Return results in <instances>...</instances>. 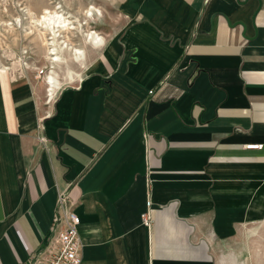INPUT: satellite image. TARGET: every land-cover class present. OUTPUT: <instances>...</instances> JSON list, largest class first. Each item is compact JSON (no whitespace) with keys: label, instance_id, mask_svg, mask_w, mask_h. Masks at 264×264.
I'll list each match as a JSON object with an SVG mask.
<instances>
[{"label":"crops","instance_id":"1","mask_svg":"<svg viewBox=\"0 0 264 264\" xmlns=\"http://www.w3.org/2000/svg\"><path fill=\"white\" fill-rule=\"evenodd\" d=\"M244 1L55 5L70 74L0 71V264L43 247L59 192L82 264H233L222 241L264 220V0Z\"/></svg>","mask_w":264,"mask_h":264},{"label":"rangeland","instance_id":"2","mask_svg":"<svg viewBox=\"0 0 264 264\" xmlns=\"http://www.w3.org/2000/svg\"><path fill=\"white\" fill-rule=\"evenodd\" d=\"M116 1L0 0V71L2 66L11 67L14 63H19L20 68H23L16 74L17 82L22 88L27 86L39 89L41 76H45L39 71L47 73L51 67L45 58L43 36L32 22L39 18L45 9H54L56 4L62 6L64 12L74 14L75 20L82 19L81 12L84 7L95 6L109 21L117 12ZM25 10L30 13H26ZM17 18L21 19L22 25L16 24ZM8 23L13 25H7ZM224 241L219 257H224L228 252L233 258V264H264V220L261 223H248L238 227V233L228 247Z\"/></svg>","mask_w":264,"mask_h":264},{"label":"built area","instance_id":"3","mask_svg":"<svg viewBox=\"0 0 264 264\" xmlns=\"http://www.w3.org/2000/svg\"><path fill=\"white\" fill-rule=\"evenodd\" d=\"M255 147L259 150L263 145ZM73 207L69 194L59 192L47 240L26 264H82L84 244L79 231L81 219L74 214ZM144 222L147 226L150 224L148 219Z\"/></svg>","mask_w":264,"mask_h":264},{"label":"bare ground","instance_id":"4","mask_svg":"<svg viewBox=\"0 0 264 264\" xmlns=\"http://www.w3.org/2000/svg\"><path fill=\"white\" fill-rule=\"evenodd\" d=\"M56 8V7H55ZM55 8H47L44 10L43 14L39 16L36 20L32 22V24H35V27L39 34L43 36V43L46 49V60L50 64V71H48L45 75V79L48 83L53 84L56 82L57 77H59V71L58 69L61 66H66V71L68 74H70L71 70L68 66V64L61 62L59 59H52L50 57L52 53L56 52V46L59 44V36H60V30L58 31V28L62 26L64 30L70 29L71 21L66 20V18L61 14L55 11ZM26 13H30L29 11L25 10ZM93 12L99 13L98 9L95 6H91V11L88 13L89 16H93ZM101 12V11H100ZM16 24L17 25H22L21 24V19L17 18L16 19ZM7 25L12 26L13 24L8 23ZM16 25V26H17ZM62 32V31H61ZM90 35V38H95L97 39L98 36L95 33L88 34ZM64 43V42H61ZM68 44L66 43L67 46ZM50 55V56H49ZM21 64L19 63H14L13 66L7 67V66H2L1 72L3 73H8L11 75L12 78L16 77V74L21 71ZM23 66V65H22ZM44 71H41L43 73ZM250 148H257L255 146H252Z\"/></svg>","mask_w":264,"mask_h":264},{"label":"water","instance_id":"5","mask_svg":"<svg viewBox=\"0 0 264 264\" xmlns=\"http://www.w3.org/2000/svg\"><path fill=\"white\" fill-rule=\"evenodd\" d=\"M239 1H241V0H239ZM249 1H251V0H245V1L243 2V4H247Z\"/></svg>","mask_w":264,"mask_h":264}]
</instances>
